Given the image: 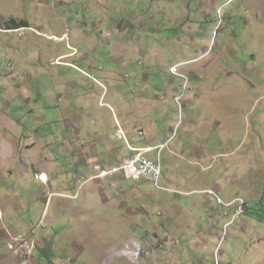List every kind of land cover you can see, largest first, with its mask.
Returning a JSON list of instances; mask_svg holds the SVG:
<instances>
[{
	"label": "rangeland",
	"instance_id": "obj_1",
	"mask_svg": "<svg viewBox=\"0 0 264 264\" xmlns=\"http://www.w3.org/2000/svg\"><path fill=\"white\" fill-rule=\"evenodd\" d=\"M11 18L29 27L0 26V264H264V0H0ZM118 127L180 193L74 177L129 154Z\"/></svg>",
	"mask_w": 264,
	"mask_h": 264
},
{
	"label": "built area",
	"instance_id": "obj_2",
	"mask_svg": "<svg viewBox=\"0 0 264 264\" xmlns=\"http://www.w3.org/2000/svg\"><path fill=\"white\" fill-rule=\"evenodd\" d=\"M1 22L2 21H0V26H3V23ZM169 72L171 73V75L181 74L176 65L171 67L169 69ZM181 79H183L184 81L182 88H186V86L188 85L187 77L181 74ZM181 97L182 95L180 97H176V101L178 102ZM118 129V137L127 144L125 133L120 127H118ZM139 136H142V133H139ZM128 149L131 151V154L124 160V162L120 166L112 167L109 169H99L96 175L90 177L88 181L108 179L114 175L120 174L126 180L132 182H136L139 180H149L154 189L160 192L180 193V191L178 190H175L168 186H164V183L162 181L163 173L159 159L158 161L154 162L148 159L146 156L150 151L149 148H132L128 146ZM85 161L89 163L88 159H85ZM201 193L211 196L215 203L224 209V216L229 217L230 220L237 219L243 213L245 201L241 198H234L231 202H224L220 197H218L216 192L211 191V189H205ZM12 242L13 244H18V247L25 248L27 250L26 257L31 254L33 246L29 247L28 241L12 239ZM13 244L9 245V249H14Z\"/></svg>",
	"mask_w": 264,
	"mask_h": 264
},
{
	"label": "trees",
	"instance_id": "obj_3",
	"mask_svg": "<svg viewBox=\"0 0 264 264\" xmlns=\"http://www.w3.org/2000/svg\"><path fill=\"white\" fill-rule=\"evenodd\" d=\"M1 23H3V28H4V30H17V29H21V28H25V27H29L28 26V23L25 21V20H20V21H15L14 19H10V20H8V21H2ZM173 66H175V65H172V66H170L169 67V69L171 68V67H173ZM169 72V71H168ZM168 75H169V77H164L163 78V80H166V79H168V81H169V84L171 85V86H173L174 88L176 87V88H178V87H181V89L179 88V89H176L177 90V92H181V94L182 95H184L185 94V92H186V90L187 89H189L187 86H186V89H185V91H183V89H182V84L184 83V81H183V79H181V78H179V77H176V76H173V75H171V73L169 72L168 73ZM188 79V78H187ZM183 82V83H182ZM188 82H189V80H188ZM176 98V96H174V99ZM73 154H76V153H73ZM72 154V155H73ZM104 154H105V152H103V151H100V149L99 150H97V153H96V155H95V158L101 163V164H99L97 167H98V169H97V171L99 170V169H109V168H112V167H118V166H120L123 162H124V160L131 154V151H129V154L127 155V156H124V154H122V153H120L118 150H116V151H114V154H113V158H112V160H111V162H110V164H107L106 165V162H103L104 160L103 159H101V158H103L104 157ZM106 156V155H105ZM81 162H82V164L80 165V168H78V169H76V171H75V173H73L74 174V177L76 178L77 176H79V178H82V179H86V180H88L90 177H93V176H95L96 175V173H97V171H95L94 169H92V166H91V164L89 163V164H86L85 163V159H81ZM105 163V164H104ZM109 179H113V180H116V179H121V181H124V182H130V181H128V180H126L122 175H114V176H112V177H110V178H108V179H103V180H109ZM139 181H142V180H139ZM139 181H136V182H139ZM148 186H151L152 188H153V190H155L154 189V187H153V185L150 183V181L149 180H143ZM74 183L76 182V180H74L73 181ZM135 185H137V186H139V188H140V185H138V184H136V183H134ZM164 186H166V185H164ZM70 190H72V192H73V194L75 193V191H76V183H75V185H74V187L73 188H71ZM140 190H141V188H140ZM156 192H160V191H157V190H155ZM245 206H246V201H245ZM245 206L243 207V208H245ZM243 211L245 212V210L243 209ZM246 211H247V213L248 214H252V212H248V209H246Z\"/></svg>",
	"mask_w": 264,
	"mask_h": 264
},
{
	"label": "bare ground",
	"instance_id": "obj_4",
	"mask_svg": "<svg viewBox=\"0 0 264 264\" xmlns=\"http://www.w3.org/2000/svg\"><path fill=\"white\" fill-rule=\"evenodd\" d=\"M42 181H46V177L45 176H41L40 178Z\"/></svg>",
	"mask_w": 264,
	"mask_h": 264
},
{
	"label": "crops",
	"instance_id": "obj_5",
	"mask_svg": "<svg viewBox=\"0 0 264 264\" xmlns=\"http://www.w3.org/2000/svg\"><path fill=\"white\" fill-rule=\"evenodd\" d=\"M12 19V18H11ZM10 20V19H9ZM3 21V20H2ZM12 239H16V238H12ZM18 239V238H17Z\"/></svg>",
	"mask_w": 264,
	"mask_h": 264
},
{
	"label": "clouds",
	"instance_id": "obj_6",
	"mask_svg": "<svg viewBox=\"0 0 264 264\" xmlns=\"http://www.w3.org/2000/svg\"><path fill=\"white\" fill-rule=\"evenodd\" d=\"M0 21H2V20H0ZM10 31V30H9Z\"/></svg>",
	"mask_w": 264,
	"mask_h": 264
}]
</instances>
